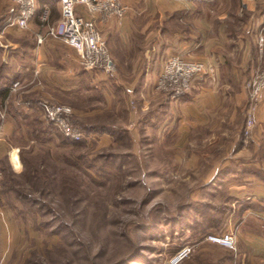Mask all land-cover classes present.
<instances>
[{
	"label": "rangeland",
	"instance_id": "374dc122",
	"mask_svg": "<svg viewBox=\"0 0 264 264\" xmlns=\"http://www.w3.org/2000/svg\"><path fill=\"white\" fill-rule=\"evenodd\" d=\"M212 1L211 7L219 2ZM253 2L257 14L264 13V0ZM9 5V0H0V30ZM241 9L243 15L246 10ZM260 17L259 29L264 30V15ZM5 36L7 32L0 31L1 41ZM261 36L264 37V31L258 33L254 59L243 61L242 52L232 62L241 74L243 102L240 109H230V114H234L225 118L222 134L221 129L218 131L220 139L210 149L208 143L200 140L193 146L179 142L178 133L167 137L159 116L152 118L151 124L145 123L148 120L144 124L139 122L141 112L147 116L148 111H141L143 104L141 101L139 104L140 94L134 90L138 85H134L133 77L127 79L128 84L111 86V107L99 115L82 117L67 103L48 101L70 106L74 124L84 128H91L92 124L98 130L87 133L84 141L74 147L70 143L61 144L58 136V140L31 142L28 128L22 125L1 147L0 264H172V258L184 248L189 249V254L177 264H264L243 255L245 246L238 239L235 249L206 240L210 234L230 231L238 238L239 221L243 217L239 214V200L248 194L264 200V137L256 143L250 138L255 130V113L250 134L246 137L243 134L248 103L245 84L250 73L264 65V53L259 50ZM172 54L193 60L198 55L194 51L183 54L154 50L151 58L158 76ZM210 63H205L207 73L213 76L215 70ZM89 72L105 75L97 70ZM193 82L179 99L193 91L198 84ZM128 88L131 95L126 92ZM154 90L159 96L169 97L156 90L155 84ZM101 93L92 90L89 100L85 95H77L76 100H83L77 101V106L90 107L79 111L92 112L91 106L97 99H103ZM260 100L261 97L257 107ZM110 129L114 132H109ZM10 145L19 147L22 169L16 172L1 155ZM31 148L34 154L45 156L50 178H18L17 189L32 199L29 207L16 202L13 194L2 193L7 170L20 174L21 152L25 151V157L31 158L28 155ZM191 149L209 152V156L192 158ZM77 155L84 158L78 164L82 169L74 162ZM15 159L20 165L17 154ZM219 163V171L209 181L210 171ZM250 178L257 180L255 186L245 182ZM238 184H242L241 188L234 187ZM9 203L15 207L8 206Z\"/></svg>",
	"mask_w": 264,
	"mask_h": 264
},
{
	"label": "crops",
	"instance_id": "0c3cea01",
	"mask_svg": "<svg viewBox=\"0 0 264 264\" xmlns=\"http://www.w3.org/2000/svg\"><path fill=\"white\" fill-rule=\"evenodd\" d=\"M239 1L219 0L211 7L212 0H122L127 6L125 16L106 21L86 14L81 6L77 7V12L86 18L94 17L116 64L115 77L108 79L103 74L83 70L78 53L60 38L48 34L49 27L59 23V3L39 0L36 16L27 28H8L5 31L7 36L0 40V116L2 112L4 114L3 119L0 117V149L22 125L27 127L26 124L35 117L45 121L36 106L38 100L67 103L76 115L82 117L99 115L103 109L111 107V86L125 84L130 77L135 79L134 85H138L134 90L140 94L141 111H148L147 116L141 112L139 122L144 124L148 120L145 123L151 124L152 118L159 116L167 137L178 133L179 142L193 146L200 140L208 143L210 149L218 143V131L221 129L222 134L230 109H240L243 102L241 74L232 62L238 60L236 58L242 52L245 55L242 60L254 59L258 33L264 31L259 29V16L264 13L257 14L253 0H241V5ZM241 8L246 10L243 15ZM45 11L48 12L47 22L41 21ZM156 49L183 54L194 51L198 53L195 59L212 62L215 74L195 78L193 83L198 84L182 99L172 101L166 95L159 96L154 90L158 75L153 70L151 58ZM16 82L19 86L14 88ZM92 90L98 94L102 92L103 99H97L91 106L92 112L89 109L80 112L81 108L90 107L77 106L76 102L83 100H76V96L85 95L89 100ZM255 121V130L249 133L253 143L264 137V94L255 111ZM9 148L1 155L14 169L13 163L16 167L19 164L16 163V152L12 153V150L19 147ZM208 153L190 150L192 158L209 156ZM21 169L22 165L15 172ZM219 169L220 163L210 171L209 181L214 180ZM256 181L250 178L245 182L255 186ZM241 185L234 187L241 188ZM259 199L248 194L239 200L241 206L238 208L243 217L239 221L236 240L244 244L246 251L243 255L248 254L253 262L264 261V200Z\"/></svg>",
	"mask_w": 264,
	"mask_h": 264
},
{
	"label": "built area",
	"instance_id": "2783aa9c",
	"mask_svg": "<svg viewBox=\"0 0 264 264\" xmlns=\"http://www.w3.org/2000/svg\"><path fill=\"white\" fill-rule=\"evenodd\" d=\"M38 0H9L10 5L1 24V32L8 28H27L29 22L34 17L37 10ZM59 3L60 20L56 26H50L48 34L54 38H60L70 47L74 48L79 56V64L84 70H97L106 76L115 75V64L110 57L105 40L98 31L94 17L86 18L77 12V7H83L92 16L98 17L101 21L110 18H122L127 12V6L122 0H54ZM45 16L42 18V21ZM39 41H42L40 38ZM260 53H264V37L259 38ZM207 66L204 62L184 57L180 54L171 55L167 58L155 83V89L165 92L170 99L181 98L191 87L194 79L207 73ZM19 86L16 82L13 87ZM245 88L248 93V103L246 108L247 122L244 129V136L250 133L253 124V115L257 107L259 98L264 93V65L247 80ZM128 94H132L131 89H126ZM133 101H131L132 103ZM44 119L52 126L56 127L61 134L74 142L85 139L82 129L72 122V109L64 104H52L48 101L39 100L36 102ZM4 118L3 112L0 116ZM18 151L13 149L12 153ZM12 155V154H11ZM10 155V158L12 156ZM12 160V159H11ZM13 163V161H12ZM15 166L14 169L20 167ZM2 174L0 172V180ZM207 241L218 244L228 249H235L236 234L230 231L221 235L210 234ZM189 254V249L184 248L178 252L171 260L172 264L181 262Z\"/></svg>",
	"mask_w": 264,
	"mask_h": 264
},
{
	"label": "trees",
	"instance_id": "16d2710c",
	"mask_svg": "<svg viewBox=\"0 0 264 264\" xmlns=\"http://www.w3.org/2000/svg\"><path fill=\"white\" fill-rule=\"evenodd\" d=\"M207 1H210V0H207ZM38 2H39V0L37 1V6H38ZM36 12H37V10H36ZM6 15H7V13H6ZM35 16H36V13H35L34 17ZM47 18H48V12L45 11V19L43 20V22H47ZM41 21H42V19H41ZM3 95L5 96L6 93H4ZM32 122L29 124H26L27 128H28L27 132H28L29 136L31 137V139L35 140L36 142H39V141L45 142V141L55 139V138L58 140V137H61L60 139L63 140V141L60 140L61 144L70 143L75 147V146L79 145L82 141H84V140H82L79 142H74V141H71V140L65 138L56 127L52 126L46 120L42 121V120L38 119L37 117H35ZM76 125H78V124H76ZM90 126H91V128H84V127L79 126L82 129V132H83L85 137H86L87 133L98 130V129H95L96 126H93L92 124H90ZM103 127H105V126H103ZM109 132L113 133L114 130L110 129ZM33 151H34V148H31L30 151L28 152V155H30L31 158L25 157V151L21 152V158H22V162H23V171L20 174H16L12 170H11L12 172L7 170L8 172H6L5 180H4V184H3L4 191L2 193L6 196L8 194H11V195L13 194L14 195L13 199L16 202L22 203L23 205H27L29 207L31 206L30 201L32 199L28 198L26 193L17 189V186L19 184L17 181L18 178H23V177L27 178L28 177V178H35L36 180H39L41 178L48 180L50 178L49 173H48V168L50 166L45 163V160H46L45 156L44 155L43 156L38 155L39 153L34 154ZM71 153H73V151ZM33 157H35V158H33ZM75 157L77 159V161H74L77 165V166L76 165L75 166L79 169V167L81 168V166H79L78 164L80 161H84V158L81 157V155H79V156L77 155ZM65 159H66V161H69L70 158L65 156ZM8 206L15 207V206H12V204H10V203Z\"/></svg>",
	"mask_w": 264,
	"mask_h": 264
},
{
	"label": "bare ground",
	"instance_id": "6f19581e",
	"mask_svg": "<svg viewBox=\"0 0 264 264\" xmlns=\"http://www.w3.org/2000/svg\"><path fill=\"white\" fill-rule=\"evenodd\" d=\"M251 2V1H250Z\"/></svg>",
	"mask_w": 264,
	"mask_h": 264
}]
</instances>
